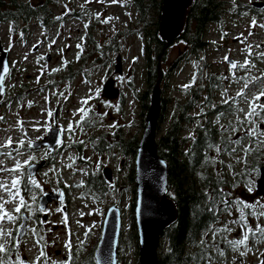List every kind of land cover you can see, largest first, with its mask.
I'll return each mask as SVG.
<instances>
[{
  "label": "rangeland",
  "instance_id": "374dc122",
  "mask_svg": "<svg viewBox=\"0 0 264 264\" xmlns=\"http://www.w3.org/2000/svg\"><path fill=\"white\" fill-rule=\"evenodd\" d=\"M53 1L51 12L57 22L46 30L36 22L25 28L23 33H20V29L13 30L8 23L0 24V47L8 53L9 69L3 82V94L0 96V117L3 118L0 119V153H11L10 156L0 155V161L3 162L0 167L13 168L17 160L22 165L25 161H30V165L42 162L44 167L34 176L41 184L43 194L66 190L69 202L66 206L61 203L47 206L45 212L47 220L42 224V228L47 233L42 237L46 254L45 262L62 264L68 257L65 244L69 240L72 249L85 257L95 248L102 232L104 215L113 204L122 210V230L126 234L132 200L127 177L130 175V169L134 168V160L132 157H124L120 154L98 155L90 144L96 145L99 134L110 133L117 127H122L125 137H132L134 134L140 137L142 132L139 129L140 109L131 89L139 92L146 90L143 78L145 43L143 32L135 26L136 11L132 6V0ZM223 2L227 4L225 7L227 14L224 15L221 25L210 26L206 36L210 44L205 52L200 53L196 60L190 59L188 62L178 64L173 77L167 80L160 96L167 101V111L172 110L174 103L185 100L184 91L201 85L199 80L201 76H205L208 72L215 73L224 81L223 90L213 97L211 108L204 107V94H202L197 110L200 113L210 112L222 105L225 110L220 123L239 128L237 117L242 118L243 113L238 112L237 109L247 110V101L253 98V93H258L264 88V57L259 55L264 53V27H260L264 25V17L250 15L245 8L242 11L246 14L244 17L232 15L230 10L237 8L238 4L247 6L264 3V0H223ZM260 9L259 11L262 9L264 11V7ZM108 18L111 19L104 23L103 21ZM253 20L256 21V27H252ZM86 41L88 49H82ZM183 51V44L178 42L171 45L167 51L164 68L176 61ZM225 57L230 58L237 65L247 60L255 67H251L250 71L240 67L238 70H233L225 63ZM118 65L119 74L116 72ZM55 69L59 70L54 71ZM236 75L240 79H236ZM245 79L249 80L248 88H244ZM107 80L114 81V88L119 91L118 98L106 100L103 97L101 90ZM189 84L192 86L184 87ZM241 91L245 96L238 95ZM121 95L124 97L123 104L119 102ZM85 99H88L87 105L82 103ZM225 100L228 101L227 104L224 103ZM258 103H264V97H261ZM82 107L92 109L83 121H81L83 114L78 111ZM49 112L53 113L51 117L48 115ZM105 113L106 115H103ZM216 120L217 117L212 118L215 123ZM78 122L80 127H77ZM164 123L166 128L168 120ZM113 124L116 127H109ZM69 125L72 126V132L66 131ZM51 127L59 129L63 141L61 150L57 154L47 152L44 147L40 149L32 147L48 135ZM244 127L247 128L248 125ZM218 128L220 130L219 124ZM191 129L192 127H188L187 130ZM185 134L190 135L188 131ZM224 135L235 140L243 137L244 131L232 134L229 128V132ZM9 138L12 147H3ZM80 141L84 143H79ZM244 144L247 145L248 140H245ZM17 151L22 155H17ZM237 151L242 155L239 149ZM236 155L233 153L221 157L215 153L218 164L221 165L220 161H223V172L227 176L231 177L239 171L241 163H236L234 158ZM89 157L91 159H87ZM70 164L71 168L68 167ZM229 164L233 165L231 170L227 167ZM103 168L111 170V188L117 184L120 193L112 192L101 200L92 198L90 193L79 197L81 189L77 185L84 182L88 171L98 172ZM23 170L26 172V168ZM13 175L18 173L0 171V181L10 183ZM26 180V176L22 178L23 182ZM249 184L255 187V182ZM249 184H240L237 188L229 190L232 202L240 198L247 203H255L259 199L264 204V198L257 196L255 189L252 192L248 191ZM32 192L37 194V198L42 195L39 189L33 188ZM22 194L32 209L35 202L30 199V194ZM12 207L11 203L6 205V208ZM58 208H65V211H57ZM23 212L26 215L33 213L32 210ZM65 215H67L66 223ZM238 217L239 212L233 207L232 214L225 215L216 227L222 228L227 225L235 229L230 234H226V240L241 237V229L231 223ZM258 222L264 224V217L260 221L249 217L252 227ZM8 227L11 228V225ZM34 227L35 225L28 222V230ZM88 229L91 231L88 232ZM253 245L249 247L255 249L246 256H240L239 252L232 251L227 258L234 260V263L236 258H247L261 264L264 242ZM16 250L17 256L20 259H27L29 264H43L41 262L43 257L40 255L42 247L33 242L32 232L20 240ZM17 256H11L9 264L10 262L16 264ZM118 257L119 264H135L138 260L137 248L134 245H124Z\"/></svg>",
  "mask_w": 264,
  "mask_h": 264
},
{
  "label": "trees",
  "instance_id": "16d2710c",
  "mask_svg": "<svg viewBox=\"0 0 264 264\" xmlns=\"http://www.w3.org/2000/svg\"><path fill=\"white\" fill-rule=\"evenodd\" d=\"M161 2L162 0H132V6L136 11L135 26L140 32H143L145 43L143 78L146 90L139 92L131 89L140 109V131L144 129V118L150 105V95L154 86L160 80L159 89L164 91L167 80L173 77L178 64L188 62L190 59L196 60L200 53L205 52L208 46L205 37L209 32V27L212 24L221 25L227 6L223 0H192L186 12L183 31L171 44L174 45L178 42L183 44L184 51L176 61L164 68L167 51L171 45L162 42L159 36ZM53 4V0H0V24L8 23L13 30L20 29V33H23L25 28L36 22L46 30L57 22L51 12ZM87 46L86 41L81 48L88 49ZM199 80L200 86L184 91L183 96L186 100L174 103L172 107L174 118L168 122L166 128H164V121L166 122L168 115L167 101L160 97L161 114L157 120L159 137L156 147L159 158L166 162L169 170L167 193L177 206V220L165 230L161 237L158 248V264H197L200 260L195 249L199 237L208 228L218 224L224 215H227V212L220 210L227 206L219 204L221 199L219 190L223 189V198L231 204L229 190L237 188L240 184L255 182L259 169L264 166V149L247 156V167L241 163L239 171L232 174L231 177L223 172L224 163L219 165L217 159L215 163L211 162L217 152L214 148H209V144H218L225 149L231 146L228 142L229 136H225L219 130L218 124L212 121V118L217 117L219 112H223L225 107L221 105L214 108L213 111L206 112L199 123L193 120L190 110L200 100L197 94L201 90L205 95L204 106L211 108V100L214 95L223 90L224 81L219 75L210 72L201 76ZM123 98L121 95L119 101L121 104H123ZM191 126H194L193 135L186 136L185 133ZM190 137H194V139ZM138 142L137 134L125 137L122 127H117L110 133L99 134L96 145L90 144V147L98 155L120 154L134 159ZM252 146L256 147L255 144ZM58 152L59 150L56 153ZM218 155L227 157L229 154L221 152ZM206 160L209 162L205 163ZM129 172L127 183L130 185V194L132 195L131 212L128 217L129 225L126 234L122 232L118 240V256L120 250L124 249V245H134L137 248V229L133 218L136 199L134 171L130 169ZM77 187L81 189L79 197L90 193V196L96 200H101L112 192L120 193L117 184L111 188V184L106 181L101 169L98 172L89 170L82 185ZM209 197L217 202L214 212L208 210L212 204ZM34 222H36L34 228L38 233L34 236L37 241H40V244L43 241L41 237L46 231L42 228L39 216L34 218ZM19 225L20 222L17 226ZM16 245L17 243H8V247L12 249L8 259L15 255ZM71 251V264H96L92 251L85 258H81L82 255L73 249ZM228 251H232V249H228Z\"/></svg>",
  "mask_w": 264,
  "mask_h": 264
},
{
  "label": "water",
  "instance_id": "95a60500",
  "mask_svg": "<svg viewBox=\"0 0 264 264\" xmlns=\"http://www.w3.org/2000/svg\"><path fill=\"white\" fill-rule=\"evenodd\" d=\"M191 2L192 0H162L161 20L158 28L162 42L170 45L182 33L186 22V12ZM253 7L263 8L264 4L256 3ZM7 60L8 53L0 47V75H3L4 78L8 73L3 70L5 67L8 69ZM229 61L233 62L228 58L226 62L229 65ZM116 69L117 74H119V65ZM159 83L160 80L151 92L150 105L144 118V129L140 135L134 155L133 171L136 199L133 218L137 229V264H158V247L161 237L165 230L177 220V206L168 197L167 193L169 170L166 162L159 158L156 147L159 136L157 133V120L161 114V89H159ZM101 91L106 100L119 96V91L114 88L113 80H107ZM0 93L3 94V85L0 86ZM262 127L264 129V124ZM61 143L62 139L59 129L51 127L49 134L42 141L33 144L32 147L37 149L44 147L47 152L52 153ZM43 167L44 164L42 162L41 164H31L30 170L35 175ZM27 171L28 169H26ZM102 173H104L107 180L111 179V172L108 168L102 170ZM255 189L256 194L264 198V166L258 171ZM61 199H65L62 190L56 194L44 193L39 197L38 207L46 209L48 204L56 200L61 201ZM21 217V223L26 225L27 216L22 213ZM103 219L101 236L93 251L94 259L96 264H117L116 252L123 226L121 209L115 205L110 206ZM25 230L26 226L20 227L18 230L19 238L24 236ZM25 264L27 263L25 262Z\"/></svg>",
  "mask_w": 264,
  "mask_h": 264
},
{
  "label": "snow or ice",
  "instance_id": "6c2138e0",
  "mask_svg": "<svg viewBox=\"0 0 264 264\" xmlns=\"http://www.w3.org/2000/svg\"><path fill=\"white\" fill-rule=\"evenodd\" d=\"M86 2H90V0H86ZM115 2V0H113ZM111 18H108L107 20L103 21L104 23H107L108 20ZM256 21H252V27H256ZM260 27H264V25H260ZM251 34V33H250ZM79 47V46H78ZM251 55V53H249ZM261 57H264V53L259 54ZM43 59V57H41ZM225 60H228V57H225ZM231 69H236L237 64L234 62H230ZM240 69H243L245 71H250L251 67H255L254 64H251L249 61H245L243 64L239 65ZM4 72L7 73L8 69L5 67ZM59 69H55L54 71H58ZM236 79H240V77H236ZM258 79V78H254ZM4 82V76L0 75V86L3 85ZM192 85H185V88H189ZM249 87V80L245 79L244 82V88ZM2 94V93H0ZM238 95L245 96V93L243 91L239 92ZM261 97H264V88H262L258 93H253V98L250 101H247L248 103V109L245 110L244 108L237 109L238 112L243 113V117H237V123L240 125V127H236L234 125L225 126L220 123V117L224 115L223 112H221L217 116L216 123L220 125V130L224 133L229 132V128L232 134H236L237 132L243 130L244 136L238 137L235 140H232L229 137V144L235 145L234 147H230L228 149L222 148L218 144H209V148H214L215 151L219 154L221 152H227V154L232 155L233 153H236V163H243L246 167L248 165L247 156L251 155L253 152L258 151L260 149H264V129H261L260 125L264 124V103H258V101L261 100ZM84 105L88 104V99H85L82 101ZM225 104L228 103L227 100L224 101ZM79 113H82L81 121H83L85 118L89 116V113L92 111L91 108H80ZM49 117L53 115L52 112L48 113ZM103 115H106L103 114ZM0 119H3L0 117ZM89 123H91V120H89ZM248 125L247 128L244 126ZM77 127H80V122L77 123ZM109 127H116L115 124L110 125ZM68 132H72V126L69 125L68 129L66 130ZM194 139V137H190ZM248 140V144L245 145L244 141ZM79 143H84L83 141H80ZM255 144L256 147H253L252 145ZM3 147H12V141L11 138L7 141ZM29 147H31V144H29ZM239 152H242L243 155H239ZM0 155H6L10 156L11 153H0ZM17 155H22L19 151H17ZM71 159V157H70ZM81 159H84L81 157ZM87 159H91L90 157ZM74 162V161H73ZM209 161L206 160L205 163H208ZM212 163H215V158L211 159ZM223 163V161H220ZM2 161H0V165H2ZM69 168L72 167V165H68ZM99 167V165H98ZM230 170L232 169L233 165L229 164L227 166ZM28 169L27 172H25L23 169ZM31 165L30 161H25L23 165L19 160L16 161L15 166L13 168H3L0 167V171H7L10 173H18V175H13L11 178L10 183L0 181V193H4V195H0V264H9L8 257L10 256L12 249L8 247V239L12 236V229L8 227V225H17L21 220V213L22 211H31V205L27 202L25 196L22 193H29L30 199L35 202L37 200V194L35 192H32V189H39L40 193L43 194V189L41 188V184L35 179V176L31 172ZM47 175V173H45ZM27 177L26 182L22 181L23 177ZM82 185V182H81ZM77 185V186H81ZM67 186V185H66ZM248 191L252 192L254 190L253 185L249 184L247 185ZM221 199L219 201L220 205H226L227 207H223L220 210L222 212H227L228 215L232 214V208H236L239 212V217L231 223L233 225L238 226L241 229V237L239 239H231L227 240V244L231 247L232 251L239 252L240 256H246L248 252H250L252 249L249 247V241L252 240L253 242H264V224L256 223L255 227H252L249 223V217L255 218L257 221H260L262 217H264V204L260 202L259 199L255 201V203H247L244 200L237 198L236 201L230 202L227 199L223 198V189H220ZM230 195V194H229ZM62 196V194H61ZM209 200L212 201V204L209 206V211L214 212L217 202L212 198L209 197ZM13 204L12 208H6L7 204ZM63 203V200L61 199V204ZM38 210L40 212H46L47 210L43 207H38ZM250 210V211H246ZM57 211H63V209H57ZM83 215V214H81ZM91 215V213H89ZM30 218V217H29ZM65 223L67 222V215L64 216ZM41 223H43L41 221ZM79 223V221H77ZM21 228L25 227L23 223H20L19 225ZM81 227H84L83 225H80ZM19 229H17L18 231ZM235 229L233 227H229L227 225H224L222 228H208L204 235L207 236L209 232L212 233V239L214 243L215 250L219 251V255L223 256L224 252L219 249L217 237H220V240H226L227 235L233 232ZM34 235H38L35 228L31 229ZM91 229H88V232H90ZM225 235H221V234ZM87 235V232H86ZM43 238L41 237V240ZM40 241H37L39 243ZM206 242L205 240H201L200 244L204 245ZM18 247V245H16ZM65 248L69 252V260L62 262V264H71V256H72V245L71 241L69 240L65 244ZM243 249V250H241ZM40 255L42 257H45L46 254L41 250ZM261 255H264L262 253ZM209 261L211 260V257H208ZM39 260V258H38ZM16 264H25L24 261H22L19 256H17ZM55 264V262H53ZM261 264H264V260L261 261Z\"/></svg>",
  "mask_w": 264,
  "mask_h": 264
},
{
  "label": "flooded vegetation",
  "instance_id": "af4514ba",
  "mask_svg": "<svg viewBox=\"0 0 264 264\" xmlns=\"http://www.w3.org/2000/svg\"><path fill=\"white\" fill-rule=\"evenodd\" d=\"M244 8L247 10V12H249L250 15L253 14V15H255V17L257 16L258 18L264 17V11L263 10L262 11H257V10L255 11L254 9H252V7L250 5L242 6V5H239L238 4V6L236 8V10H237V13L236 14L239 15V16H241V17H244L245 16V13L242 12L244 10ZM238 69H239V65H237V68L236 69H233V70H238ZM236 77H238V75H236ZM202 94H203L202 93V90L200 92H198L197 96L199 97V99L202 98ZM183 98H184V96H183ZM200 101L201 100L197 101L195 103L194 108L190 110L192 112L191 116H192L193 120L195 122H198V123L202 120V118H204V114H205V112L200 113L197 110V104L200 103ZM167 112H168L167 120H168V122H171L173 120V118H174V111L173 110H169ZM193 132H194V127L189 131V133L193 135ZM111 180H112V173H111ZM64 198L65 199H64V201H63L62 204H64L66 206V204L69 202V197H67L66 190L64 191ZM54 203H57L58 204V203H61V202L54 201L50 205H53ZM63 210L65 211V208H63ZM32 211H33V213H31L30 215H27V227H26L24 236L22 238H19L18 237V231H17V229H19V226H17V225H15V226L11 225V229H12V233L13 234L8 239V243H20V240H22V239L26 238L28 235H30V233L32 231L30 229L28 230V222H31L32 225H35L36 222H34V218L36 216H39L40 217V220L42 222H45L47 220L46 214L41 213L39 210H37V205L35 203L32 206ZM222 220H223V218L221 219V221L218 222V224H216L212 228L218 227V225L220 224V222H222ZM239 238H237V239H239ZM202 239L205 240V242H206L204 245H201L200 244V241ZM32 240H33V242L35 241L36 244H38L36 238L34 237L33 232H32ZM217 241L219 242L218 243L219 249L224 252V255L223 256H220L219 255V251L215 250L214 243H213V239H212V233L211 232H209L207 236H205L203 234V235H201L199 237V240L197 242L196 249H195V250H197V253H198L197 255H198V258L200 260L197 264H259V263H254V262L248 260L247 258H243V259L236 258L235 259L236 262L234 263V260H231L230 258H227L232 253V251H228V249H230L231 247L227 244V240H220V237H217ZM254 243L257 244V243H260V242H253L252 240H250L249 241V246L253 245ZM251 248H252V250L255 249L254 247H251ZM42 249L44 251L45 247L42 246ZM56 254H58V252H56ZM15 256H17L16 253H15V255L13 257H15ZM208 257H211V260L210 261H209ZM45 258L46 257H43L42 258V260H41L42 263L45 262V260H46ZM81 258H85V256H81ZM261 259L264 260V255H262V258ZM21 260L22 261H25L27 264H29L28 261H27V259L22 258ZM45 263H47V262H45ZM10 264H14V263L13 262H10Z\"/></svg>",
  "mask_w": 264,
  "mask_h": 264
}]
</instances>
